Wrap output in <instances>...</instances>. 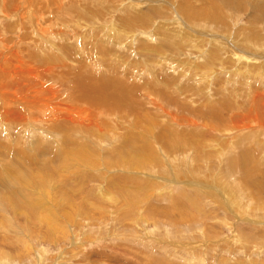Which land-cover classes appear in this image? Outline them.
Returning <instances> with one entry per match:
<instances>
[{"label": "rangeland", "instance_id": "374dc122", "mask_svg": "<svg viewBox=\"0 0 264 264\" xmlns=\"http://www.w3.org/2000/svg\"><path fill=\"white\" fill-rule=\"evenodd\" d=\"M262 2L51 0L45 6L54 7L51 11L32 9L36 13L24 19L37 25L24 28L22 36L32 38L28 49L43 60L34 58L37 72L46 60L58 63L50 72L40 73L58 88L49 97L60 105L58 109L71 107L80 116L86 104L96 105V109L90 106L96 110L91 117L95 122H86L91 127L70 129L65 122L45 123L50 107L44 105L47 110H38V114L32 110L23 116L26 109L13 107L8 122L0 116V160L4 159L0 176L6 181L3 165L8 155L15 164L18 157L28 164L32 163L28 157L37 160L27 166L28 172L47 159L49 165L41 169L44 182L52 178L48 189L56 191L57 200L71 197L64 213L62 204L55 202L63 223L56 228L55 240L44 236L45 227L40 228L29 258L21 243L25 236L8 239L1 234L0 255L5 257L0 264H236L243 260L245 264H264V211L259 209L264 205L256 201H264V122L258 118L233 129L236 121L230 118L239 106H250L254 89L264 88ZM18 6L11 7L12 11ZM6 18L13 28L16 17ZM252 54H257L256 61ZM61 59L74 65L66 67ZM107 77L111 86L103 88L98 78ZM86 88H99L92 91L95 101L69 102L87 95ZM104 90L112 92L105 94ZM186 103L190 106L181 107ZM249 112L247 106L248 116ZM100 113L103 115L96 119ZM87 128L91 129L84 130ZM81 145L88 149L85 156L77 157ZM228 145L230 149L223 151ZM137 147L155 151L135 167L128 157L135 153L137 159L139 152L144 153ZM246 152H253L255 162L243 156ZM228 156L225 163L222 157ZM152 157L161 160L148 163ZM81 158L93 161L78 165ZM7 203L10 201L0 196V215H14L15 219L16 209L8 212ZM77 205L84 207L81 218ZM67 212L76 219H68ZM18 240L22 241L18 244ZM232 255L236 260L232 261Z\"/></svg>", "mask_w": 264, "mask_h": 264}, {"label": "bare ground", "instance_id": "6f19581e", "mask_svg": "<svg viewBox=\"0 0 264 264\" xmlns=\"http://www.w3.org/2000/svg\"><path fill=\"white\" fill-rule=\"evenodd\" d=\"M43 2V6H40V3ZM244 2V1H243ZM0 116H2L4 118V121L6 120L7 122L10 121L11 119V115L10 113H14L13 111H15L16 107H19L17 109H19L21 111V109H26L27 111L22 112L21 116L26 115L27 113H31L32 110H37V113L35 111H33L34 113L38 114V110H47L43 107L46 106L47 108H49L47 111L49 112L50 115H48L49 117V121L45 120L43 122H48L49 124H57V123H61L65 122V127L70 129L71 126L75 127H80V126H88L91 127L92 125H87V123L89 122H95V119L93 120V114L95 113L94 110L91 109V107L93 105H88L86 104V108L84 109V111L82 112V116H80V113L71 108V107H67V106H62L58 109V106L55 103V100L49 97V93L51 94H55L58 92V88H54V84H51V82H47L46 81V76L40 74L42 72H50L52 69H54L56 66L57 61L56 59H50V61L46 60V63H41V67H40V73L37 72L39 71V68L37 69L36 63H35V59H37L36 55H33L32 53H30L29 49H28V45H30V42L32 40V38L26 34L24 37L22 36L23 33V29L25 28H29V25L31 26H36L37 24L32 22L30 20H28L27 18L24 19L25 17L30 16L29 14L33 13L35 14L36 11H32L30 12L32 9L34 10V8H36L35 10H37L38 12H47L48 10L51 11L54 9V7L52 6H46L51 4V0H47L45 2V0H0ZM164 4V3H163ZM15 7L14 11H12L13 6H17ZM255 6V5H254ZM45 7V8H44ZM243 7V6H242ZM261 8V11L264 10V2L261 3V5L259 6ZM257 7V8H259ZM193 8V7H192ZM259 8V9H260ZM189 11V10H188ZM260 16L264 18L263 13L259 12ZM39 15V14H38ZM37 15V16H38ZM50 15V14H49ZM48 15V16H49ZM6 16L9 17H16V19L13 22L14 27L12 29H14L13 31L10 28V24L7 22L9 21V19L6 18ZM35 17V15H34ZM52 17V16H51ZM31 18V17H30ZM33 18V17H32ZM31 18V19H32ZM40 18V17H39ZM27 20V21H26ZM42 20V18H41ZM264 20V19H263ZM33 21V19H32ZM38 21V20H36ZM35 21V22H36ZM46 21V20H45ZM49 21V19H48ZM41 23V22H40ZM39 23V24H40ZM43 23V22H42ZM47 26V25H46ZM40 27H42V25H40ZM39 27V28H40ZM44 28V26H43ZM48 28V27H47ZM23 30V31H22ZM28 30V29H27ZM38 30V29H37ZM44 30V29H43ZM48 30V29H47ZM39 32V30H38ZM41 32V31H40ZM37 33V32H36ZM53 33V32H52ZM51 33V34H52ZM39 34V33H38ZM50 34V35H51ZM62 34V33H61ZM45 35V34H44ZM53 36V34L51 35ZM42 37V36H41ZM45 37V36H44ZM43 38V37H42ZM47 38V37H46ZM167 39V38H166ZM247 41V44L252 43V41L249 38H244ZM164 41H168L165 40L163 38ZM43 41V40H42ZM41 41V42H42ZM244 42V41H243ZM32 43V42H31ZM54 44V42H51ZM4 44V45H3ZM23 44V46L21 45ZM38 44V43H37ZM36 44V45H37ZM42 44V43H41ZM46 44V42H45ZM253 44V43H252ZM193 45V44H192ZM197 46V45H195ZM194 46V47H195ZM44 47V46H43ZM249 47V46H248ZM226 48V47H224ZM223 48V49H224ZM47 50V49H46ZM238 50V49H237ZM239 51V50H238ZM242 51V50H241ZM247 51V50H246ZM246 51H244L243 53L245 54ZM49 52V51H48ZM158 52V51H157ZM248 52V51H247ZM240 53V52H239ZM250 53V52H249ZM45 54V53H43ZM47 54V53H46ZM45 54V55H46ZM218 54V53H217ZM241 54V53H240ZM239 55V54H238ZM254 56V60L256 58L255 55L257 54H252ZM263 55V54H262ZM34 56V57H33ZM244 56V55H242ZM253 56H246V58L249 57V59H253ZM155 57V56H154ZM160 57V56H159ZM158 57V58H159ZM210 57V56H209ZM231 57V56H230ZM261 57V56H260ZM42 58L44 59L45 57L42 56ZM47 58V57H46ZM66 58V57H65ZM262 58V57H261ZM68 59V58H67ZM264 59V58H263ZM38 60V59H37ZM36 60V61H37ZM66 60V59H64ZM63 59H61L60 61H62L66 67H70L71 65H74L72 62H70L69 64L66 63ZM70 60V58H69ZM155 60V59H154ZM199 60V59H198ZM260 60V59H259ZM38 61H42L41 58H39ZM59 61V60H58ZM68 62V60H66ZM256 61V60H255ZM74 62V61H73ZM160 62V61H159ZM243 62V61H242ZM250 62V61H249ZM248 62V63H249ZM55 63V64H54ZM76 63V62H75ZM263 62H260V64ZM116 65V64H115ZM209 65V64H208ZM206 66V65H203ZM149 67V66H148ZM44 68V69H43ZM151 68V67H150ZM60 69V68H59ZM64 70V69H62ZM68 71V70H67ZM208 71V70H206ZM209 72V71H208ZM195 75V74H194ZM117 77V76H116ZM114 77L117 81H120L118 78ZM35 78V79H34ZM9 79L12 80V82L8 81ZM34 79V81H33ZM78 81V80H76ZM104 81V82H103ZM109 81H110V77H107L105 80H101L100 78H98V84H100L101 87L103 88H108L109 86ZM201 82V80H200ZM12 87V88H10ZM121 87L123 88L124 86L121 84ZM99 88H86L85 92L87 93V95H83V96H79L77 99L72 100L69 99V102H76V100L78 101H83L85 102L86 100H94L97 99L96 97H92V91L96 90ZM197 89V88H196ZM10 90V91H9ZM122 90V89H121ZM124 90V89H123ZM202 90V89H201ZM12 91V92H11ZM81 91V90H80ZM111 90H104L103 93L105 92H110ZM126 91V90H125ZM78 92V91H77ZM84 92V91H83ZM112 92V91H111ZM102 93V94H103ZM116 93V92H115ZM128 93V92H127ZM81 94V93H79ZM106 94V93H105ZM110 94V93H109ZM198 94V93H197ZM200 94V92H199ZM189 95V94H187ZM202 95V94H201ZM254 95L253 100L250 102V106H248V108H250V112H249V116L247 115L246 111H247V106H244V109L242 106H239V111H235L234 114L230 115V118L233 121H236L235 123H233V129H237V127H241V125H244L246 123H253L255 121H258L256 119H261L264 122V88L261 89H254L251 96ZM102 96V95H101ZM92 97V98H91ZM105 97V96H102ZM190 97V96H189ZM187 98V97H186ZM114 101L116 100V98H113ZM119 99L123 100L121 96H119ZM152 99V98H151ZM190 99V98H189ZM188 99V101H189ZM199 99V98H198ZM119 100V101H121ZM250 100V99H249ZM95 101V100H94ZM118 102V101H117ZM91 103V102H90ZM99 103V102H96ZM95 103V104H96ZM249 103V101H248ZM94 104V105H95ZM119 104V103H118ZM181 104V103H180ZM184 104V103H183ZM91 106V107H90ZM190 104L188 105V103H186V105H182L181 107H189ZM15 107V108H13ZM94 107V106H93ZM96 107V105H95ZM94 107V108H95ZM179 108V107H178ZM96 109V108H95ZM18 111V110H16ZM46 111V112H47ZM98 111V110H97ZM32 112V113H33ZM99 112V111H98ZM41 113V112H40ZM207 113V112H206ZM208 114H211L210 110L208 112ZM102 116L103 113H100L99 115H97V118L99 116ZM160 115V114H159ZM222 117L225 116V114L223 113L221 115ZM221 117V118H222ZM24 121V119H22ZM3 121V120H2ZM3 121V123H4ZM153 121V120H152ZM35 122L37 123V121L35 120ZM40 122V121H38ZM87 122V123H86ZM106 122V121H105ZM155 122V121H154ZM33 124V123H32ZM48 124V125H49ZM178 123H176L177 125ZM1 125V124H0ZM5 125V124H4ZM22 125V124H21ZM31 125V124H30ZM47 125V126H48ZM59 125V124H58ZM105 125V124H103ZM108 125V124H107ZM106 125V126H107ZM19 125H17L18 127ZM39 126V125H37ZM264 129V124L262 125ZM21 127V126H20ZM27 127V126H26ZM57 127V126H56ZM61 127V126H60ZM72 127V128H73ZM238 127V128H239ZM49 127H47L48 129ZM53 128V127H52ZM23 129V128H22ZM27 129V128H26ZM91 128H87L84 130H88ZM96 129V128H95ZM147 129V128H146ZM149 129V128H148ZM147 129V130H148ZM3 130V129H2ZM25 130V129H24ZM28 130V129H27ZM93 130V128H92ZM11 131V130H10ZM103 131V130H102ZM19 132V131H18ZM26 132V131H25ZM52 132V131H51ZM85 132V131H84ZM99 132H101L99 130ZM148 132V131H147ZM2 133V132H1ZM0 133V134H1ZM13 133V132H12ZM9 133V134H12ZM22 133V131H21ZM155 133V132H154ZM20 134V133H18ZM26 134V133H25ZM28 135V134H27ZM155 135V134H153ZM192 135V132H191ZM199 135V134H198ZM197 135V137H198ZM8 136V135H7ZM19 136V135H18ZM155 137V136H154ZM193 138H195V136H192ZM3 138V137H2ZM23 138V137H21ZM1 139V138H0ZM6 139V138H5ZM140 139V138H139ZM154 141H157V136L154 138ZM223 139V138H222ZM101 140V139H100ZM231 140V139H230ZM46 141V140H45ZM233 141V140H232ZM20 143V141H18ZM23 143V142H22ZM27 143V142H26ZM30 143V142H29ZM38 143V142H36ZM35 143V144H36ZM44 144V143H43ZM208 144H212V143H208ZM48 145V144H46ZM180 147H184V144L179 143ZM219 145V144H218ZM230 145V144H229ZM228 145V147L222 149L223 151H227L230 149V146ZM37 146V144H36ZM40 146V145H39ZM50 146V144H49ZM82 146V145H81ZM80 146V147H81ZM139 146V145H138ZM142 146V145H140ZM10 147V145H9ZM13 147V146H12ZM16 147V146H15ZM30 147V146H29ZM47 147V146H46ZM33 148V147H32ZM37 148V147H36ZM7 149V148H6ZM10 149V148H9ZM82 151L80 152L79 155H77V157L80 156H85V151L88 149L86 148V146H82L81 147ZM142 150L144 153H140L138 154V158L135 159L136 155L131 154L130 157H128L129 161H135L134 166L137 167V165L139 164L140 161H143L144 159L148 158V156L150 155V153L155 151V148H138ZM33 150H37V149H33ZM9 151V150H8ZM11 152V151H10ZM22 152L24 153V151L22 150ZM78 151L72 152V153H78ZM18 153V152H17ZM16 153V154H17ZM28 153V152H27ZM8 154V153H7ZM10 154V153H9ZM36 155V154H35ZM71 155V152H68L64 157L65 158H69V156ZM6 156V155H5ZM27 156V155H26ZM56 156V155H55ZM248 156L251 160V162H255L254 156H253V152L251 153H244L243 155ZM15 157V156H14ZM35 157V156H34ZM231 156H228L226 159L222 157L223 161L226 163V161H229V158ZM1 158V157H0ZM6 158H8V162L6 163V165H3L5 168V171L3 172L7 176V179L5 181V176H0V196H5V198H7L10 203H7L10 207L6 208L8 212H10V208L13 207V210L16 209V211H14L15 214V219H13L14 215L12 217H8L5 216L3 214L0 215V230L3 229V231H0V235L1 237L3 236L4 238H8V239H12L14 237L17 236V238L21 236H25V237H21L22 238V242L20 240H18V244L21 242L22 246L26 245V251L24 254H27L26 256L28 257V254L31 253V249L34 250V245H35V241H34V236L36 234H38L40 232V228L45 227L46 231L44 236H49L52 239L55 240V231L56 228H59V226H62L61 222L59 221L58 215L57 213H60L58 211V209L55 207V202L57 201L58 203L62 204L61 206V211L62 213L65 212L64 209V205H66V200L71 201V197H67L65 196V198H60L61 200H63L64 202H62L61 200H57L55 199L54 196H57V198H59V195L56 193V191H52L49 190V184L52 183V178L48 177V179L44 182V177H45V172H43L42 169L47 168V166L49 165V162H47V159H44L42 162L44 163L43 166H40V164H42L41 162H39V164H36L33 169H29V172L27 170V166L31 165V164H35L37 163L36 161L33 160L32 158L28 159L30 160L29 163L23 158L18 157V159L16 160V164H15V160L14 158L12 159V157L9 155L6 156ZM153 159H150L148 161V163H153L156 160H161L158 157H152ZM199 158V157H198ZM11 159L14 161H12L11 163ZM37 159V158H36ZM58 160H61L59 158H57ZM1 160H4L3 157ZM0 160V162H1ZM40 160V159H39ZM56 161V160H55ZM78 161V165H82V164H89L91 163L93 160L90 158H81ZM66 162V159L65 161ZM83 162V163H82ZM67 164V163H65ZM245 165L246 167L249 166V161L245 160ZM143 165L139 166L142 167ZM42 168V169H41ZM54 168V167H52ZM2 169V167H1ZM41 169V173L37 174ZM196 169V168H195ZM193 169L192 172H196V170ZM252 169H254L252 167ZM183 171V169H181ZM1 171V170H0ZM55 171V170H54ZM203 171V170H202ZM58 172V171H56ZM187 172V171H186ZM191 172V173H192ZM29 173V174H28ZM258 173V172H257ZM192 178H195V173H193ZM231 178H234V176H231ZM7 182V183H6ZM9 182V184H8ZM17 182H20V185L15 186ZM150 183H152L153 185L156 182H152L149 181ZM197 185L196 182H194ZM19 184V183H18ZM200 185H206L204 183L200 182ZM180 186V185H178ZM207 186V185H206ZM55 189V188H54ZM207 190V189H206ZM200 192H202L200 190ZM233 194V193H232ZM217 195V194H216ZM224 194H222L223 196ZM218 196V195H217ZM242 196V193H241ZM215 197V195H214ZM223 197H226V195H224ZM216 198V197H215ZM243 198V197H242ZM229 199V197H227V200ZM253 200V199H252ZM221 201V200H220ZM242 201V199H241ZM255 201V200H254ZM258 205L263 206L264 205V201L263 200H256ZM230 202V201H229ZM234 202V201H233ZM243 202V201H242ZM2 203V202H1ZM232 203V202H231ZM237 203V202H236ZM225 204V203H224ZM247 204V203H246ZM256 204V203H255ZM82 205V204H81ZM87 205V204H86ZM78 208L80 209L81 213L80 215H77L79 218H81L84 212V207H80V205H77ZM91 206V205H88ZM95 208V206H93ZM90 208V207H89ZM228 208L230 210H232V207ZM227 207L226 209L229 210ZM258 208V207H257ZM247 209V208H246ZM261 211H264V208H259ZM0 210H2L0 208ZM239 211V210H238ZM242 211V209H241ZM240 211V212H241ZM237 212V211H236ZM247 212V211H246ZM4 213V212H3ZM243 213V212H242ZM5 214V213H4ZM68 216H66L68 219L72 220L74 219L75 215H73L70 212H67ZM90 214V213H89ZM19 218V219H18ZM93 218V217H92ZM76 219V218H75ZM48 220V221H46ZM69 220V221H70ZM83 221V223H86V221H84L85 219L82 218L80 219ZM68 220H66V222H69ZM76 221V220H75ZM65 222V223H66ZM136 222V221H135ZM70 223V222H69ZM180 223V222H179ZM182 224V223H180ZM63 231V230H62ZM232 231V230H231ZM250 235V234H249ZM187 236V235H186ZM249 236H247L248 238ZM3 238V239H4ZM16 238V240H17ZM234 238V237H233ZM250 238V237H249ZM255 238V237H254ZM149 239V238H146ZM208 239V237H207ZM227 239V238H226ZM253 239V237H252ZM143 240V239H142ZM145 240V239H144ZM209 240V239H208ZM90 242V241H89ZM249 242V241H248ZM251 242V241H250ZM254 242V241H253ZM256 242V241H255ZM16 243V241H15ZM155 243V242H154ZM157 243V242H156ZM181 243V242H180ZM252 243V242H251ZM7 245V244H5ZM199 245V244H198ZM24 247V246H23ZM188 247V246H185ZM190 247V246H189ZM205 247V245H204ZM238 248V247H236ZM23 249V248H22ZM211 249V248H209ZM186 250V249H185ZM190 250V249H188ZM200 250V249H199ZM216 250V249H215ZM222 250V249H221ZM264 252V249H262ZM202 251V250H200ZM207 251V249H206ZM209 251V250H208ZM218 251V250H217ZM236 251V250H235ZM23 252V251H22ZM191 252V250H190ZM195 251H193L194 253ZM262 252V251H261ZM262 252V253H263ZM202 253V252H200ZM218 253V252H217ZM235 253V252H234ZM240 253V252H239ZM261 253V254H262ZM11 254V253H10ZM237 254V252H236ZM194 255V254H193ZM198 255V253H197ZM10 256V255H9ZM24 256V255H22ZM189 256H192L189 254ZM195 256V255H194ZM217 256V255H216ZM5 256H1L0 255V259H2ZM11 257V256H10ZM14 257V256H13ZM12 257V258H13ZM204 257V256H203ZM232 257L234 258V256L232 255ZM231 257V258H232ZM261 257V256H260ZM29 258V257H28ZM186 258V257H185ZM190 258V257H189ZM197 258V257H195ZM201 258V257H199ZM206 258V257H205ZM229 258V257H228ZM232 261L236 260V258L233 259ZM216 259V258H215ZM222 259V258H221ZM225 259V258H224ZM230 259V258H229ZM186 260V259H185ZM201 260V259H200ZM217 260V259H216ZM240 260V259H239ZM242 260V259H241ZM253 260V259H252ZM193 261V260H192ZM198 261V260H196ZM209 261V260H208ZM221 260H219L220 262ZM227 261V259H226ZM225 261V262H226ZM250 261V260H249ZM30 262V261H29ZM202 262V261H201ZM204 262V260H203ZM214 262V261H213ZM246 260H243L242 262H237L236 264H245ZM251 262V261H250ZM195 263V262H194ZM200 263V262H199ZM197 262V264H199ZM212 263V262H211ZM221 263V262H220ZM188 264V263H187ZM196 264V263H195ZM203 264V263H202ZM218 264V263H217ZM254 264V263H253ZM258 264V263H257Z\"/></svg>", "mask_w": 264, "mask_h": 264}]
</instances>
